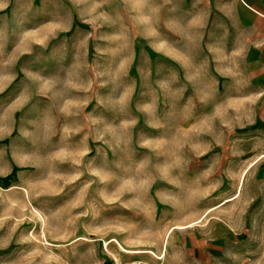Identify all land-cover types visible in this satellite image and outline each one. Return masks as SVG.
<instances>
[{"label": "rangeland", "instance_id": "rangeland-1", "mask_svg": "<svg viewBox=\"0 0 264 264\" xmlns=\"http://www.w3.org/2000/svg\"><path fill=\"white\" fill-rule=\"evenodd\" d=\"M258 11L0 0V264H264Z\"/></svg>", "mask_w": 264, "mask_h": 264}, {"label": "crops", "instance_id": "crops-1", "mask_svg": "<svg viewBox=\"0 0 264 264\" xmlns=\"http://www.w3.org/2000/svg\"><path fill=\"white\" fill-rule=\"evenodd\" d=\"M249 9L259 12L258 10L264 5L262 4L261 0H241ZM263 1V0H262ZM250 6V7H249ZM255 9V10H254ZM260 13V12H259ZM264 15V13H262Z\"/></svg>", "mask_w": 264, "mask_h": 264}, {"label": "bare ground", "instance_id": "bare-ground-1", "mask_svg": "<svg viewBox=\"0 0 264 264\" xmlns=\"http://www.w3.org/2000/svg\"><path fill=\"white\" fill-rule=\"evenodd\" d=\"M250 7V6H249ZM255 10V9H254ZM127 250V249H126ZM128 251H132V250H129L128 249ZM142 250H139V249H137V250H133L132 252H141ZM147 251H149V250H147Z\"/></svg>", "mask_w": 264, "mask_h": 264}, {"label": "snow or ice", "instance_id": "snow-or-ice-1", "mask_svg": "<svg viewBox=\"0 0 264 264\" xmlns=\"http://www.w3.org/2000/svg\"><path fill=\"white\" fill-rule=\"evenodd\" d=\"M249 167H251V165H249Z\"/></svg>", "mask_w": 264, "mask_h": 264}]
</instances>
